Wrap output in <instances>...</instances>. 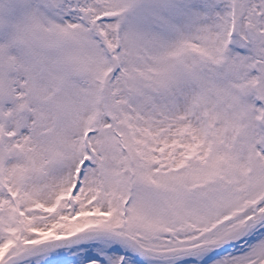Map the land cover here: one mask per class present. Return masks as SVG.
<instances>
[{
    "label": "snow or ice",
    "instance_id": "obj_1",
    "mask_svg": "<svg viewBox=\"0 0 264 264\" xmlns=\"http://www.w3.org/2000/svg\"><path fill=\"white\" fill-rule=\"evenodd\" d=\"M0 264H264V0H0Z\"/></svg>",
    "mask_w": 264,
    "mask_h": 264
}]
</instances>
